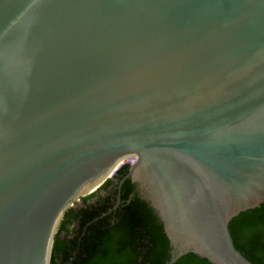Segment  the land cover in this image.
<instances>
[{
	"label": "water",
	"instance_id": "95a60500",
	"mask_svg": "<svg viewBox=\"0 0 264 264\" xmlns=\"http://www.w3.org/2000/svg\"><path fill=\"white\" fill-rule=\"evenodd\" d=\"M128 158L166 264H253L229 226L264 204V0H0V264H51Z\"/></svg>",
	"mask_w": 264,
	"mask_h": 264
},
{
	"label": "trees",
	"instance_id": "16d2710c",
	"mask_svg": "<svg viewBox=\"0 0 264 264\" xmlns=\"http://www.w3.org/2000/svg\"><path fill=\"white\" fill-rule=\"evenodd\" d=\"M105 210L103 205L79 213L68 210L55 239L51 264L59 259L62 264H166L170 260V244L163 226L145 202L134 199L122 206L114 224L113 215L102 217ZM74 223H78L79 234L68 240L72 234L69 225ZM229 228L236 249L253 264H264V204L234 218ZM62 231L67 232L64 238ZM176 264L210 263L188 255Z\"/></svg>",
	"mask_w": 264,
	"mask_h": 264
},
{
	"label": "flooded vegetation",
	"instance_id": "af4514ba",
	"mask_svg": "<svg viewBox=\"0 0 264 264\" xmlns=\"http://www.w3.org/2000/svg\"><path fill=\"white\" fill-rule=\"evenodd\" d=\"M126 166H127L126 168L122 169L119 173L115 174L113 176V179L111 181H108V184L104 188H101L100 190H98V192L92 198H90L89 200L83 201L73 210L79 213L80 211L85 210L88 207L103 205L104 208H106L107 210L104 211V213L102 214V217L113 215L112 223L114 224L117 220L115 216L116 212L122 206L131 204V202L134 199H140L141 201L145 202L149 206V204L138 193L137 187L135 186V184L132 183L130 178H127L132 165L129 164ZM149 208L152 210L150 206ZM153 214L158 219L154 211H153ZM72 228L73 229L69 228V231L72 234L67 237L68 240H73L79 234L78 223H74L72 225ZM66 234L67 232L62 231L61 237L64 238Z\"/></svg>",
	"mask_w": 264,
	"mask_h": 264
},
{
	"label": "bare ground",
	"instance_id": "6f19581e",
	"mask_svg": "<svg viewBox=\"0 0 264 264\" xmlns=\"http://www.w3.org/2000/svg\"><path fill=\"white\" fill-rule=\"evenodd\" d=\"M133 162H136V159L134 158H128V159H125L123 161H121L115 168L114 170L108 175V177L93 191L91 192L90 194H93L95 193L97 190H99L110 178H112L120 169L123 165L127 164V163H133Z\"/></svg>",
	"mask_w": 264,
	"mask_h": 264
},
{
	"label": "rangeland",
	"instance_id": "374dc122",
	"mask_svg": "<svg viewBox=\"0 0 264 264\" xmlns=\"http://www.w3.org/2000/svg\"><path fill=\"white\" fill-rule=\"evenodd\" d=\"M125 165H129V163H127V164H125ZM125 165H123V166H125ZM123 166H122V167H123ZM122 167H121V168H122ZM69 228H70V229H73V228H72V225H69ZM72 231H74V230H72ZM57 264H62L61 259L57 260Z\"/></svg>",
	"mask_w": 264,
	"mask_h": 264
},
{
	"label": "built area",
	"instance_id": "2783aa9c",
	"mask_svg": "<svg viewBox=\"0 0 264 264\" xmlns=\"http://www.w3.org/2000/svg\"><path fill=\"white\" fill-rule=\"evenodd\" d=\"M135 162H133V163H130V165H132V164H134Z\"/></svg>",
	"mask_w": 264,
	"mask_h": 264
}]
</instances>
